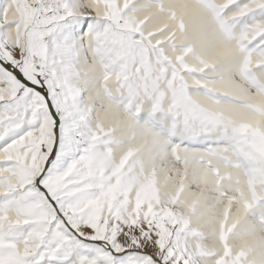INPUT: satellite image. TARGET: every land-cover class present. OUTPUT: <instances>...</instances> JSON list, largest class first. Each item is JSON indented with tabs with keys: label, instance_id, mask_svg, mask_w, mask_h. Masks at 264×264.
Instances as JSON below:
<instances>
[{
	"label": "snow or ice",
	"instance_id": "obj_1",
	"mask_svg": "<svg viewBox=\"0 0 264 264\" xmlns=\"http://www.w3.org/2000/svg\"><path fill=\"white\" fill-rule=\"evenodd\" d=\"M0 264H264V0H0Z\"/></svg>",
	"mask_w": 264,
	"mask_h": 264
}]
</instances>
